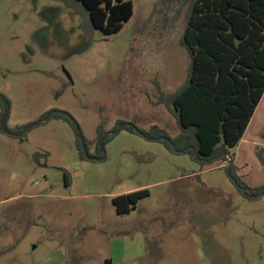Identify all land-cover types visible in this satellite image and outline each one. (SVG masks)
Listing matches in <instances>:
<instances>
[{
	"label": "rangeland",
	"instance_id": "rangeland-1",
	"mask_svg": "<svg viewBox=\"0 0 264 264\" xmlns=\"http://www.w3.org/2000/svg\"><path fill=\"white\" fill-rule=\"evenodd\" d=\"M130 1L133 17L107 35L79 0H0L9 126L63 111L89 156L104 158H82L62 119L24 141L0 132V264H264V194L244 197L228 171L264 186V97L214 165L124 129L178 136L161 100L184 85L191 63L182 39L192 0ZM143 189L150 196L136 210L117 213L115 197Z\"/></svg>",
	"mask_w": 264,
	"mask_h": 264
},
{
	"label": "trees",
	"instance_id": "trees-1",
	"mask_svg": "<svg viewBox=\"0 0 264 264\" xmlns=\"http://www.w3.org/2000/svg\"><path fill=\"white\" fill-rule=\"evenodd\" d=\"M79 1L88 9L93 25L107 35L120 32L134 14L130 0ZM182 44L191 59L187 80L161 100L181 133L172 138L159 126L142 132L148 140L188 154L203 167L214 165L239 145L264 97V0H192ZM11 109L9 97L0 93L2 134L24 141L34 128L62 119L75 128L81 157L89 155L77 121L65 112L52 110L32 123L11 128ZM124 129L136 132L134 127ZM104 136L100 133V139ZM110 139L105 138V143ZM258 159L264 165V149ZM228 171L244 197L264 194V186L252 189L233 167ZM149 196L148 189L138 190L115 197L113 204L118 214H129Z\"/></svg>",
	"mask_w": 264,
	"mask_h": 264
},
{
	"label": "water",
	"instance_id": "water-1",
	"mask_svg": "<svg viewBox=\"0 0 264 264\" xmlns=\"http://www.w3.org/2000/svg\"><path fill=\"white\" fill-rule=\"evenodd\" d=\"M124 127H125V125H122L121 126V129L124 128ZM129 127H134V129H135L136 132H139L141 135L145 136L144 133L141 132V131H139L135 126L130 125ZM101 147H103V143L101 144ZM87 157H88V159H94L96 161H103L104 160L103 157H101V158H91L89 155H87Z\"/></svg>",
	"mask_w": 264,
	"mask_h": 264
}]
</instances>
